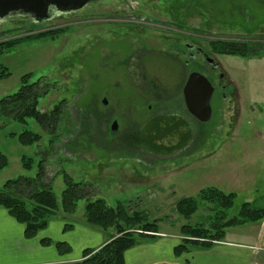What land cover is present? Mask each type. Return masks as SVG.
<instances>
[{
	"label": "rangeland",
	"instance_id": "rangeland-1",
	"mask_svg": "<svg viewBox=\"0 0 264 264\" xmlns=\"http://www.w3.org/2000/svg\"><path fill=\"white\" fill-rule=\"evenodd\" d=\"M198 1L203 37L196 41L220 64L226 83L235 90L227 93L228 97L235 96V103L229 104L227 99L221 110L215 99L210 120L199 125L195 141L189 137L195 135L196 125L176 95L184 81L179 73L183 67L175 58L156 54L161 50L172 53L170 47L177 39L174 33L152 28L138 34L125 30L117 21L104 23L102 13L115 15L121 5L117 0L94 1L43 22L24 16L0 19V41L63 29L53 37L21 41L1 55L0 63L9 76L0 79V99L16 92L21 77L30 74L29 82L40 80L48 88L39 99L40 111L64 100V116L52 142L42 133L36 144L21 145L16 136L22 130L41 133L40 128L31 119L25 125L0 119V151L8 159L0 170V187L7 180L34 177L37 162L44 159L43 181L58 205L50 218L82 225L86 223L87 200L102 199L111 208L121 202L128 210L145 212L149 221L156 222V234L164 231L173 235L172 240L175 236L177 243L183 239L182 225L209 230L214 223L223 222L218 220L217 204L199 198L201 190L216 188L235 194L232 206L225 210L227 219L236 216L245 202L264 212V0ZM150 2L161 6L164 1L144 0L140 4L143 15L172 25L173 18ZM173 3L169 0L167 4ZM231 39L258 43L256 53L239 57L211 51V41ZM146 48H153L155 54L145 55L139 65L136 54ZM151 84L170 97L159 113L147 108L154 102L145 93ZM219 93L221 90L216 91L215 98ZM83 109L89 116L80 126L78 112ZM185 119L191 129L186 139ZM113 121L117 130L112 134ZM153 126H159V131ZM135 133L147 141L133 140ZM23 156L33 159L30 170L22 167ZM64 173L88 193L87 198L77 200L71 214L62 211ZM181 198H193L197 203L190 217L175 210ZM50 231L49 236L57 238L56 229ZM224 231L225 240L249 247L246 251L251 253V264H264V215L256 222ZM104 233L110 236L115 230L109 228ZM144 241L137 238L139 243Z\"/></svg>",
	"mask_w": 264,
	"mask_h": 264
},
{
	"label": "trees",
	"instance_id": "trees-1",
	"mask_svg": "<svg viewBox=\"0 0 264 264\" xmlns=\"http://www.w3.org/2000/svg\"><path fill=\"white\" fill-rule=\"evenodd\" d=\"M62 30L32 33L25 37L2 40L0 41V57L21 41L46 36L53 37ZM256 45L258 43L254 41L215 40L211 47L219 55L248 57L256 53V48H254ZM8 76L9 72L6 67L0 63V79ZM30 77V74L23 75L18 90L0 99V119L12 120L24 125L27 124L28 119H31L40 128L41 133L24 129L16 136L18 142L24 146L39 142L42 139V133L49 135L52 142L53 138H56L58 125L62 116H64V100L55 104L50 110L40 111L38 109L39 99L48 92V88L41 85L40 80L29 82ZM88 116L85 109L79 111L80 121L78 125L83 126ZM148 128V131H151V126ZM11 136H14V134H11ZM131 138L139 140L135 134ZM141 141L147 140L144 138ZM44 161L42 159L37 162V173L34 177L21 176L17 179L7 180L0 187V208H3L11 218L23 226V235L27 239L34 238L40 230L46 228L48 220L58 208L55 195L48 187V183L43 181L45 176ZM21 163L24 169L30 170L33 159L23 156ZM7 164V157L0 151V170L6 167ZM63 176L66 187L62 192V211L71 214L75 211L77 200L87 198L88 193L83 190L84 188L80 183L71 180L66 173ZM199 198L217 204L220 213L218 220H223V222L214 223L209 230L203 227L182 225L180 234L183 239L173 248L175 257L187 252L191 246L209 248L216 242L223 240L225 228L256 222L262 219L264 215L263 210L254 209L250 207L249 203L245 202L241 205L236 216L225 218V210L232 206L235 194L224 193L216 188L201 190ZM196 209L197 203L193 198H181L175 206L176 212L186 218L190 217ZM84 210L88 225L103 230L114 228L115 233L100 248L96 250L84 249L80 261L71 264H124V252L137 243L138 237H154L158 232L156 222L149 221L145 212L128 210L121 202L115 208H111L102 199L87 200ZM70 228L71 225H64V230ZM40 243L44 246L53 244L60 255L70 252V246L65 242H52L49 238H42Z\"/></svg>",
	"mask_w": 264,
	"mask_h": 264
},
{
	"label": "crops",
	"instance_id": "crops-1",
	"mask_svg": "<svg viewBox=\"0 0 264 264\" xmlns=\"http://www.w3.org/2000/svg\"><path fill=\"white\" fill-rule=\"evenodd\" d=\"M64 223L50 218L46 228L40 230L34 238L23 235V226L0 208V264H71L80 261L84 249L96 250L106 243L110 236L105 230L71 223L70 229L64 230ZM56 229V237L51 238V228ZM113 235V234H112ZM171 234L161 231L154 237H143L144 242H137L124 252V264H251L250 251L245 244L234 243L223 238L209 248L194 246V249L179 257L173 255V248L178 243L170 239ZM42 238L52 242H65L70 252L60 255L54 245L44 246ZM249 248V247H248Z\"/></svg>",
	"mask_w": 264,
	"mask_h": 264
},
{
	"label": "flooded vegetation",
	"instance_id": "flooded-vegetation-1",
	"mask_svg": "<svg viewBox=\"0 0 264 264\" xmlns=\"http://www.w3.org/2000/svg\"><path fill=\"white\" fill-rule=\"evenodd\" d=\"M94 1H102V0H94ZM94 1H90L85 3V5L79 9L73 10L71 8L72 6H66V7H56L54 5L48 6V17L40 20H36L32 14L29 13H23V11L14 10L11 12H8L7 15H5L2 19H7L12 16H24L30 18L32 21H47L50 20L52 17H54L57 13H70L76 10H80L87 6L89 3H92ZM121 2V5H119L116 9L115 15L107 14V12L102 13V21L104 23L117 21L118 24H122L125 26V30L134 31L138 34H142L145 32L146 29H159L162 32L170 31L171 33L175 34V37L177 39L173 40V45L171 48L172 53H167L164 50H161L160 52L157 51L156 54L163 56L167 55L169 58H175L183 67L182 70L179 71L182 78L184 79L181 89L177 90L176 95L181 98V105L183 106V109L189 119L194 122V125H196L194 131L195 135L189 137L190 141L196 140L198 138V129L200 128L199 125L206 123L198 120L196 117L191 115L185 105L184 101V93L183 89L186 84L187 78L191 73H197L202 76H204L208 82L210 83L212 87V93L209 100V105L211 108V114L214 108L215 99L218 100L217 104L218 108L222 110L223 106H225V101L228 99L229 104H233L232 101L235 103V96L233 98L228 97L227 94L229 92L235 91L228 83H226L227 76L226 74L221 70L220 64L217 62V60L213 57V53L210 51H205L201 44H199L196 40L202 41V19L203 14L200 10L201 2L198 0H170L174 3L171 5H168L169 0H163V5L159 6L155 3H151L152 7L158 8V10H162L163 13H165L168 16H171L173 18L172 25L166 24L165 21H156L153 20V17H147L144 16L141 12L140 4L144 0H117ZM261 2V0H258ZM264 4V1H262ZM193 5V6H192ZM140 10V11H139ZM160 10V11H161ZM210 11V10H209ZM212 11V10H211ZM261 39V38H260ZM170 40V39H168ZM231 41L234 42H244L243 40L238 39H231ZM252 41V40H248ZM214 41L210 42V48L211 51L212 47L211 44ZM246 42V41H245ZM155 54V50L153 48H146L145 50H142L138 54H136V61L139 65L141 64V60L145 55ZM142 55V58H141ZM165 57V56H164ZM190 66V70L187 71L188 67ZM221 90V93H219V97L215 98L216 91ZM145 91V90H144ZM145 93H149L151 98L153 99V105H148V110L153 111L156 113H159L160 110L165 109V102H167V99L170 97L165 96L166 92L164 91H158L155 86L151 84V86L148 85V88L146 89ZM165 94V95H164ZM145 95V94H144ZM145 97H148V95H145ZM164 105H161V103ZM229 110H232V107H228ZM211 117V116H210ZM188 119V118H187ZM187 119H185L184 125L187 128L188 122ZM210 120V119H209ZM208 120V121H209ZM155 122V121H153ZM152 123V122H151ZM155 123H158L157 121ZM159 124V123H158ZM190 125V124H189ZM154 127V126H153ZM157 131H159V126L155 127ZM191 129L187 128L184 132V138H188L190 135ZM139 135L138 133H135V136ZM144 139V138H143ZM134 140V139H133ZM138 142H141L140 138Z\"/></svg>",
	"mask_w": 264,
	"mask_h": 264
},
{
	"label": "water",
	"instance_id": "water-1",
	"mask_svg": "<svg viewBox=\"0 0 264 264\" xmlns=\"http://www.w3.org/2000/svg\"><path fill=\"white\" fill-rule=\"evenodd\" d=\"M94 0H0V19L8 12L21 10L23 13H29L37 20L48 17L47 11L49 5L56 7L72 6L73 10L79 9L85 3ZM184 101L188 112L202 122L210 119L211 108L209 105L212 87L208 80L197 73H191L183 89ZM102 105H106V100H102ZM117 123L113 121L110 125V133H115Z\"/></svg>",
	"mask_w": 264,
	"mask_h": 264
}]
</instances>
